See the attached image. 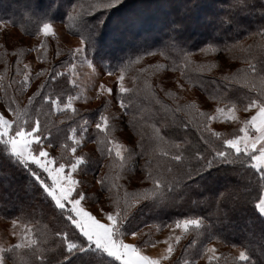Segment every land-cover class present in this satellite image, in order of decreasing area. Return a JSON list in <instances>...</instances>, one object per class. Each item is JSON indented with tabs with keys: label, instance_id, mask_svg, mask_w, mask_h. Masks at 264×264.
Masks as SVG:
<instances>
[{
	"label": "trees",
	"instance_id": "trees-1",
	"mask_svg": "<svg viewBox=\"0 0 264 264\" xmlns=\"http://www.w3.org/2000/svg\"><path fill=\"white\" fill-rule=\"evenodd\" d=\"M144 1H147L146 7L139 4L133 9L131 7L127 9L125 6H129L131 1L124 0L126 4L122 8L117 7L120 10L117 8L113 9L111 14L116 16L125 8L129 18V24L124 27V36L126 35V39L128 38V41L125 40L124 47L132 43L133 37L143 42L138 48L130 49V53H133V56L129 55L126 57L127 62L124 63V69L128 70L130 74H134L136 80L130 86L129 92L123 93V95L117 94V101L118 103L123 101L126 114L134 110L138 117H142V123L145 125H142L141 128L146 126L147 129L142 134L145 150L142 151L141 156L148 155V159L145 160L142 166H145L144 168L147 170V179L151 168L153 175L164 181L165 186L162 189L163 196L159 198L150 196L146 201L142 199L141 205L137 206L133 217L125 225V228L126 230H134L143 224L151 223L156 218L154 207L163 205L167 208L166 216L162 217L165 221L179 220L181 218H198L203 221L199 229L191 227L187 230V235L184 239V249L179 252V254L183 252L182 256L187 257L188 255L197 258L195 249L209 240L216 239L223 240L229 245L233 244L234 246L243 247L249 259L236 262L235 260H228V257L223 255V258L214 261L213 264H264V246H261V244L264 245V223L255 218L258 214L254 213L251 205L234 208L230 199H225L223 202L211 199L213 195L226 190L243 193L245 186L254 185L258 174L251 177L240 174V181L234 183L233 177L229 176V173L233 172L231 166L215 163L211 168L205 166L201 170V165L205 162L202 164L200 161H196L194 158L195 153L197 151L201 154L207 153L211 159L214 154L210 155L205 151L208 146L199 135V123L194 120V117H192L193 121L187 119L186 114L184 115L181 112L179 105L174 106L162 94L154 90L152 94L148 93L144 85L142 87V84H140L142 80L140 77L145 64L144 59L152 49L160 50L162 58H164V66L160 67V69L168 68L174 71L177 62L182 61L185 56L199 52L201 47H208V44H211L212 47L207 52L215 55L232 50L239 40H248L246 47L249 51L243 53L238 58V61L245 62L248 60L246 65L251 66L249 67L250 72L247 74L243 73L245 66L238 68L242 70V73L240 71L235 73L239 74L237 75L238 82L236 81V84L229 82L237 93L229 94L227 99L235 98L240 101L241 98L244 99L246 93L256 97L261 87H264L259 81L260 78L264 77V36L261 35V33H264V1L193 0V7L187 15H182L180 10V1L184 4L186 0ZM81 4L84 5V0H54L51 6L48 0H0V23L4 22L11 27L17 28L24 35L33 37L38 34L42 22L56 21L63 24L66 31L70 34L87 40L89 28L81 23L80 17L74 20L68 19L72 6ZM159 6H164V10L161 11ZM220 8L228 9L221 12ZM114 11L115 13H113ZM256 11L259 12L261 19L254 21L251 26H243L242 20L247 18V21H249L248 16L251 15V12L256 13ZM99 14V9H96L83 16V19L93 28L95 22L98 21ZM218 14L221 19H226L227 15L231 20V23H222L219 20V24L227 28L228 32L226 34L217 35L218 28L215 29L212 26L214 17ZM178 15L184 21L180 32V37L185 42L182 46L183 51L178 48H166L165 44L169 42L170 35H174V33L169 34L161 31L168 22L177 23ZM123 19V17H120V22L125 24V19ZM211 28L216 33L215 35L209 34ZM123 39L124 37H121V40ZM55 40L56 37L51 35L41 37L38 44L39 65L30 76V80L36 84V88L34 87V91L26 96H24L26 86L24 78L19 75L22 73L20 67L16 66L17 59L21 58V53L16 56L13 53V57H5L3 55L5 60H1L0 83L2 99L7 109L11 105V107L19 108L21 111L26 109L30 113L37 109L48 113L47 102L42 101L41 96H36L32 105L28 103L29 97L34 96L37 92L48 95L45 91L49 92V94H60L61 97L68 94L69 88L60 82L63 75L56 77L55 80L51 77L67 64L71 51L55 43ZM2 48L3 51L8 50V45L4 41ZM91 49H93L92 46H87V51H91ZM23 52H27V50ZM253 67L255 72L252 71ZM38 72H42L43 75L37 76L36 73ZM190 76L191 79H195L199 74L192 72ZM206 79L204 78L205 82L208 81ZM215 82L221 83L219 79ZM41 84L46 85V87L41 89ZM207 84L204 87L208 86ZM55 98L56 96L53 95V99ZM153 101L157 103L154 105ZM69 115L73 119L74 114L71 111L57 112L53 109L51 114L47 116V126L51 135L45 132L43 139L56 146V144L64 140L70 122L75 123L77 126L82 119L92 120L91 122L93 123L95 118L89 113H84V115L83 113H77L76 115L79 118H75L72 121V119L68 118ZM41 119L44 120L45 116H41ZM157 129L159 130V135L163 137V143L156 136L155 130ZM151 137L157 143H152L150 141ZM100 138L101 140L103 139L102 133ZM175 144H179L181 147L177 149L174 147ZM164 152H167L168 155L164 156ZM178 152L184 156L182 163L172 160V155ZM32 167L35 168V165H32ZM82 167L84 168V164L80 166V168ZM188 172H191V176L186 175ZM42 178H46V174ZM31 181L32 177L28 170L15 158H12L6 150V146L0 143V216L6 218L19 217L27 221V224H30V230L33 232L35 239L39 241L37 245L45 250L47 264V260L59 258L54 255L55 245L50 243L53 238L51 230L58 226V221L55 218L56 212L49 206L50 201L44 198L41 193L42 190L38 186H32ZM218 181L219 184L227 181L232 182L233 185L223 190L219 188L214 194H211L213 186ZM149 182L148 185L142 188V191L152 188V186L149 187L152 183L150 179ZM101 188L105 191H110L109 181L106 180L105 184L101 185ZM197 191H199V194ZM255 194V192H252L253 196ZM123 197L121 206L124 205ZM166 197L174 199H167ZM16 199H22V203L16 205ZM149 211L152 212L150 213ZM42 230L44 234L40 232ZM235 231L241 232L244 237L242 236L237 240L224 234ZM41 234H43V238ZM37 245L33 247L36 248ZM33 247L18 249V256L9 253V260L12 263L17 261L19 262L18 264H24L25 261L32 259ZM187 247H193V249L188 250L186 249ZM80 259L82 264H119V262H115L106 255L95 252L88 259L83 257Z\"/></svg>",
	"mask_w": 264,
	"mask_h": 264
},
{
	"label": "rangeland",
	"instance_id": "rangeland-1",
	"mask_svg": "<svg viewBox=\"0 0 264 264\" xmlns=\"http://www.w3.org/2000/svg\"><path fill=\"white\" fill-rule=\"evenodd\" d=\"M53 1L54 0H52V2ZM130 1L131 4H129V6H125L127 9L129 7L133 9L139 4L146 7L145 4L147 1ZM48 2H50L51 6V0H48ZM96 2L97 0H84V6L87 9L90 4ZM180 2L181 10L183 4L182 1ZM125 4L126 3L124 0H121V2L116 4L114 7L106 10L99 9V18L93 27V30L96 31L95 44L91 51H87V46L90 47V45H81L80 40L82 38L70 34L68 31H66V28L63 24L56 21H49L52 23L55 30V36H53L56 37L55 43L69 49L71 53L76 47L86 48V51L79 54V58L75 60L70 54L67 64H65V66H63V68L58 71L64 73L63 78L60 80L61 84L66 85V87H68L70 90L67 91L68 94L61 97L64 102H67V97L69 95L78 97V99L73 101V106L77 109V113H83V115L84 113H89L95 117L93 123L91 122L92 120H87L89 122L88 125H86L88 131L83 133L81 144L78 146V154L84 155L85 163L84 168L82 167L83 169L80 168L81 165L79 166L75 176L78 180L83 181V190L86 192V201L83 203L86 207V210H90L94 215L97 216V218L101 219V222H105L106 220L104 212H107L115 207L113 201L117 196L119 197L120 204L125 190L131 193L140 192L139 194L142 195L141 197H143L145 191H142V188L150 183L149 179L146 178L147 170H145V166H142L145 160L148 159V155L141 156L142 151L145 150V142L142 134H144L147 128L146 126L141 128L142 125H145L142 123L141 116L138 117L137 113H134V110L131 113L126 114L125 107H120V103L117 101V94L123 95V93L119 91L121 83L125 88L129 89L136 80L134 74L132 75L128 72V70L124 69V63L127 62L126 57L129 55L133 56V53H130V49L138 48L139 45L143 44L142 41H138L135 39L136 37H133L132 43H130V45L127 44L124 47L125 40L128 39H126V35L124 36V27L125 25L129 24V18L125 12V8L122 12H119L118 15L116 14V16H112L111 14L113 9L117 7L122 8ZM159 8H161V11L164 10V6H159ZM226 9L228 8H220L221 12ZM72 11L73 9L71 12ZM115 11L113 13H115ZM120 17L125 19V24L124 22H120ZM248 18L249 21H247V18L242 20V23L244 24L243 26L245 27L251 26L254 21L261 19L260 14L257 11L256 13L251 12V15L248 16ZM177 20V23L181 26L184 24V21L179 18V15ZM219 20H221L219 14L217 16L215 15L212 26L215 29L218 28L217 35L226 34L228 32L227 28L219 24ZM175 23L176 22H168V24H166L161 29V31L173 34L171 29ZM212 28L210 29L209 34L215 35L216 33H214ZM41 37L44 36L40 32H38V34L33 37L26 36L17 28L11 27L4 22H1L0 76L2 69L1 60H5L4 56H12L13 53L15 56L21 53V58H18V61L16 62V66L20 67L22 72L19 75L24 78V73L28 72L31 76L39 65L38 44L41 40ZM121 37H124V39L121 40ZM129 38L131 39V37ZM3 41L8 45V50L3 51ZM247 41L248 40H239L232 50L221 54L214 55L209 54V52L197 51L190 56H185L182 61L177 62L174 71H171L168 68H162L161 70L160 67L164 66V58H162L161 51L150 49L151 51L148 52L146 58L144 59L145 64L144 70L140 77L142 79L140 84H142V87L144 85V88L148 93L152 94V91L154 90L155 92L162 94L167 100L173 103L174 106L179 105L181 112H183L184 115L186 114L187 119L193 121L192 117H194V120L199 123L198 129L199 135L201 136L204 128V117L201 116L200 113H211L214 112L216 106L224 107L232 103H235L239 106L243 103H246L248 97L251 96L249 93H246L244 95V99L241 98L240 101L236 100L235 98L231 100L227 99L229 94L231 95V93H237L235 88L230 86L232 84L229 82H234L235 84L236 81L238 82L237 75L239 74L235 73L238 71L242 73V70L238 68L245 66L246 68L243 73L247 74L250 72V66L246 65L248 60L245 62L238 61V58H240L243 53H247L249 51L246 47ZM24 50H27V52H23ZM10 52H12V54H10ZM149 53L152 54L149 55ZM72 63H75L76 65L74 73L70 68ZM25 65H27V68H25ZM192 72L196 74L198 73L200 77L194 76L195 79H191L190 75ZM121 74L124 76V79L123 81H118L117 77ZM223 77H228V79L225 80ZM204 78L210 79H206L208 81L205 82ZM216 78L219 79L221 83H216ZM213 79H215V81H213ZM70 80H75L76 84L73 85L69 82ZM262 80H264V77L259 79L261 84ZM205 84L208 86L204 87ZM101 85H103L105 89L111 88L112 93L110 94L107 91H101ZM34 87L36 88V84L29 79L25 86L24 96L33 92L35 89ZM45 93L49 94V92L46 91ZM251 97L255 98L253 95ZM220 101H222V103L218 104ZM156 103V101H153L154 105ZM0 109L7 111L2 99L1 83ZM60 111H66L63 108V104L60 106ZM102 112L110 117V127L108 130L110 136L114 138L116 142L124 145L129 150L134 148V154L132 155L131 159L126 160L124 169H120L119 167L115 166H109L106 156L101 155V150L104 148V145L99 142L101 141V133L95 129V123L99 122V115ZM76 114L73 115V119L79 118ZM8 115L10 116V112ZM236 115L239 120H243L247 116V113L243 111H237ZM80 121L81 123L77 126L72 122L68 124L66 136L70 135L69 128L75 126L78 129L77 135H80L79 126L83 123L84 119ZM209 126L214 132H220L222 135L229 138L238 132V125L231 121H225L223 117L213 121ZM203 135L206 138L209 137L207 132H204ZM66 136L62 142L56 144V146L52 144L53 147H46V150H48L51 155L59 158L63 154L61 146L65 143L71 144V141L66 140ZM59 139H61V137H59ZM211 139H213L214 142H217L215 137H211ZM44 140L46 141V139ZM150 141L152 143H157L152 137ZM125 155L127 156V153ZM202 155L207 156V159L211 160V157L208 156L207 153ZM203 162L204 161H200L202 164ZM229 174V176L233 177L234 183L240 181V174L237 175L234 171L230 172ZM104 175H107L108 177L107 181H109V186L112 188H110V191L103 190L101 188V184L98 182L99 178ZM117 175L119 176V180L115 181V183L121 186L119 189L113 187V180ZM231 185H233L232 182L223 181L219 184L218 181L213 186L211 194H214L219 188L223 190L225 188H229ZM151 186L152 183L149 187ZM197 186L200 187L199 185ZM197 193L199 194V191H197ZM16 200V205H20L22 203V199ZM154 210L156 211V218H154L151 223L143 224L134 230L142 232L143 239L145 241L155 242L154 247L152 244L138 245L144 254L149 255L152 258H159V256L164 254V251L167 247V244H165L164 241L169 240V236H173V239L170 242L174 244V251L169 260L164 261L163 264H213L214 261L223 258V255L227 256L228 260H235L236 262H239V253L241 251L245 252L243 247L234 246L233 244L229 245L223 240L214 239L205 242L203 245H199V248L195 249L198 256L197 258H193L188 255L187 257L182 256L183 252L180 254L179 252L180 250L184 249V239L186 238L187 231L175 228L174 222L178 220L165 221L162 219V217L166 216L167 213V208L165 206L162 205L157 206L156 208L154 207ZM149 212L151 213L152 211ZM184 219L186 218H181L179 220ZM13 220L17 221L15 226L12 224ZM27 223V221L22 220L19 217L6 218L0 216V245L7 247L9 245L20 243L21 240H26V230H30V224ZM14 231L16 235H13ZM40 232L44 234L43 230ZM27 234L31 235V237L35 239L31 230L28 231ZM224 234L237 240L243 236L241 235V232L238 231ZM177 235L181 237L178 243L175 242L174 239V236ZM140 239V236L134 238L129 234L126 238V242L137 244ZM261 246L264 245L261 244ZM36 248H39V246L37 245ZM209 248H215L217 251L213 254L212 252L207 251ZM186 249L191 250L193 247H187ZM95 253L100 254L98 252ZM210 256H212L211 262L209 261ZM9 264H13L11 260H9Z\"/></svg>",
	"mask_w": 264,
	"mask_h": 264
},
{
	"label": "snow or ice",
	"instance_id": "snow-or-ice-1",
	"mask_svg": "<svg viewBox=\"0 0 264 264\" xmlns=\"http://www.w3.org/2000/svg\"><path fill=\"white\" fill-rule=\"evenodd\" d=\"M121 0H97L96 3L90 4L87 9L84 5H73V11L68 14L69 20H74L80 17L81 23L89 28L88 39L82 38L80 44H88L94 46L96 31L93 30L83 16L95 11L96 9H109L120 3ZM193 7V0H186L182 5V15H187L189 10ZM79 9V10H78ZM222 23H231L229 16L226 19H221ZM182 26L180 24L173 25L169 42L165 47L178 48L183 51V44L185 43L181 37ZM39 32L43 36H55V30L52 23L42 22ZM264 36V33H261ZM214 40V38H213ZM207 43V42H202ZM212 47H201V52H207ZM86 48L76 47L71 53L73 59L79 58V54L84 53ZM152 53H149L151 55ZM139 59V57H138ZM91 63V62H89ZM251 67V66H250ZM27 68V65H25ZM73 73L75 72L76 65H70ZM255 72V68H252ZM37 76L43 75L42 72L36 73ZM64 73L56 71L51 77L53 80L56 77L62 76ZM30 79L28 72L24 73L25 85ZM118 81H123L124 76L121 74L117 77ZM227 80L228 77H223ZM73 85L76 84L75 80H70ZM264 85V80H262ZM41 89L46 85L41 84ZM101 91L112 93V89H105L101 85ZM121 93L129 92L121 83L119 88ZM53 95L56 96L53 99ZM36 96H41L42 101H46L48 105V113H44L41 109L29 112L26 109L21 111L19 108H13L9 105L7 111L0 109V143L6 146V150L12 158H15L21 165L24 166L32 177V186H38L42 190L44 198L50 201L49 206L56 212V220L58 226L51 230L52 239L51 244L55 245L54 255L59 257L54 260H47V264H82L81 257L88 259L91 254L98 252L111 258L119 264H163L164 261L169 260L173 251L174 244L170 241L173 236H169V240L164 241L167 247L164 254L159 258H152L144 254L139 244H152L153 241H145L143 233L138 230H125L124 226L129 223L133 217L137 206L141 205L142 198L139 193H129L127 190L124 192V205L121 206L119 197L114 199L115 207L111 210L104 212L106 217L105 222L97 218L90 210H86L83 202L86 201V192L83 190V181L78 180L75 176L80 165L85 163V157L78 154V146L81 144L83 133L87 132L88 121L84 120L79 126L80 135H77L78 129L76 127L69 128L70 135L66 136L67 141L71 144H63V154L57 158L46 150L53 145L46 142L43 137L45 132L51 135L48 129L47 116L55 109L60 111V106L63 104L64 110H71L72 114L77 113V109L73 106V101L78 97L69 95L67 102L61 98L60 94L53 93L44 95L42 92L35 93L34 96L29 97L28 103L32 105ZM222 103V101L218 102ZM120 107H125L123 101L120 102ZM179 111V109H177ZM237 111L247 113L243 120H239L236 115ZM11 112V116L8 113ZM204 117V128L201 133V138L208 146L206 152L212 155V159H207V156L202 155L199 151L195 153L197 161H204L201 165V170L206 166L211 168L214 163L219 165L231 166L232 170L237 174L248 175L249 177L257 175L254 185L245 186L243 193H236L233 191L219 192L211 197L213 200L223 202L225 199H230L233 207L251 205L254 213L258 214L257 217L264 223V87H261L259 94L253 98L248 97L247 102L242 105L232 103L224 107L216 106L214 112L200 113ZM41 116H45L42 120ZM223 117L225 121H231L238 125V132L233 134L231 138L222 135L220 132H214L209 126L213 121ZM72 119V116H68ZM109 121L110 117L103 112L99 115V122L95 123V129L103 134V139L99 141L104 145L101 150V155L106 156L109 166L119 167L124 169L126 160L131 159L134 154V148L129 150L124 145L115 141L109 134ZM63 123V121H61ZM157 138L163 143V137L159 135V130H155ZM207 132L209 137H204L203 133ZM211 137H215L217 142H214ZM175 148L179 149L181 145L175 144ZM127 153V156L125 155ZM164 156L168 153L164 152ZM172 160L176 162H183L184 156L179 152L172 155ZM35 165V168L32 167ZM46 174V178L42 176ZM191 176V172L186 173ZM108 179L107 175L99 178V183L103 186ZM148 179L152 181V188L146 189L143 195V200H148L150 195L156 198L163 196L164 181L158 176L153 175V171L149 170ZM50 180V183L48 182ZM119 180V176H115L113 180V187L119 189L121 186L115 183ZM252 192L256 194L253 196ZM50 198V199H49ZM167 199H174L166 197ZM208 199V198H206ZM203 221L198 218H187L184 220L175 221V228L187 231L191 227L199 229ZM13 226L17 224L16 220L12 221ZM26 230V240H21L20 243L9 245L7 247L0 245V264H9V253L18 256V249L29 248L36 246L39 241L33 239L28 235ZM132 237L140 236L141 239L137 244L126 242L128 235ZM13 235H16L15 231ZM42 238H43V234ZM58 238V239H57ZM180 236H174L175 242L180 241ZM47 244V241H46ZM45 244V247H46ZM207 251L213 254L217 251L215 248H209ZM32 259L25 261L24 264H46L45 250L43 248H34L31 253ZM248 255L241 251L239 253L240 261H247ZM212 256L209 257L211 262ZM13 264H18L13 261Z\"/></svg>",
	"mask_w": 264,
	"mask_h": 264
}]
</instances>
